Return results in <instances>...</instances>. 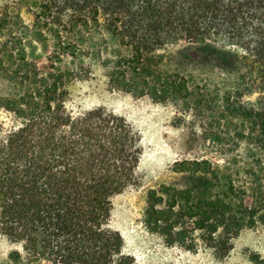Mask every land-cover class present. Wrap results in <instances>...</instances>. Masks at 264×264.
<instances>
[{
  "label": "trees",
  "instance_id": "16d2710c",
  "mask_svg": "<svg viewBox=\"0 0 264 264\" xmlns=\"http://www.w3.org/2000/svg\"><path fill=\"white\" fill-rule=\"evenodd\" d=\"M180 45L242 51L219 59L236 66L235 94L264 92V0H0V238L16 246L0 264H134L111 221L115 199L140 184L141 133L104 107L75 114L70 86L95 58L110 89L186 110L201 88L179 70L183 50H169ZM239 102L228 110L264 147V96ZM175 166L179 182L149 190L144 212L168 246L223 258L264 225V162Z\"/></svg>",
  "mask_w": 264,
  "mask_h": 264
},
{
  "label": "rangeland",
  "instance_id": "374dc122",
  "mask_svg": "<svg viewBox=\"0 0 264 264\" xmlns=\"http://www.w3.org/2000/svg\"><path fill=\"white\" fill-rule=\"evenodd\" d=\"M22 17L27 24L33 21L27 6ZM169 50H183L182 56L186 57L179 59V70L201 88L197 92L198 102L190 104V108L186 105V110L172 103L160 104L149 97L136 98L110 89L106 70L95 58L82 59L81 65L90 67L91 74L70 86L68 108L75 114L104 107L125 117L141 133L144 153L139 168L140 184L115 199L111 225L123 235L124 251L134 259V264H253V255L264 259V225L244 229L232 241L231 252L223 258L203 244L195 251L168 246L161 236L145 227L147 193L162 184L179 182L180 177L174 172L176 162L204 159L231 169H236L237 163L251 167L264 162V147L256 142V126L228 110L235 101L248 107L264 96L259 90L253 94L242 90V97L235 94L239 78L236 66L224 65L219 59L224 52L241 58L242 51L206 49L201 45H180ZM34 54L41 57L39 62L44 66V54L39 47ZM175 67L173 62L172 69ZM0 89H4L1 82ZM228 97H231L229 102ZM251 201L250 196L248 203ZM15 248L0 238V260H6Z\"/></svg>",
  "mask_w": 264,
  "mask_h": 264
}]
</instances>
